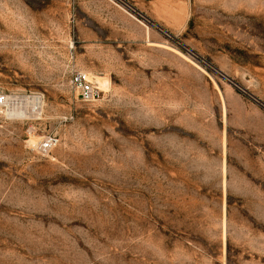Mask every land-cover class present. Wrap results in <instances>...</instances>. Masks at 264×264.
<instances>
[{"label": "rangeland", "instance_id": "374dc122", "mask_svg": "<svg viewBox=\"0 0 264 264\" xmlns=\"http://www.w3.org/2000/svg\"><path fill=\"white\" fill-rule=\"evenodd\" d=\"M0 93V264H264V0H0Z\"/></svg>", "mask_w": 264, "mask_h": 264}, {"label": "built area", "instance_id": "2783aa9c", "mask_svg": "<svg viewBox=\"0 0 264 264\" xmlns=\"http://www.w3.org/2000/svg\"><path fill=\"white\" fill-rule=\"evenodd\" d=\"M73 89L79 94L82 102L94 103L101 98V90L92 82L90 76L85 73H75L71 78ZM9 98L0 93V107H7L11 104ZM58 141L53 137H48L40 142L36 148L42 156H49L57 147Z\"/></svg>", "mask_w": 264, "mask_h": 264}, {"label": "bare ground", "instance_id": "6f19581e", "mask_svg": "<svg viewBox=\"0 0 264 264\" xmlns=\"http://www.w3.org/2000/svg\"><path fill=\"white\" fill-rule=\"evenodd\" d=\"M99 84L102 87L106 85L104 84V82L102 83L99 82ZM20 99H16L15 100L16 102L13 101L14 104L9 110L10 116L17 118H33L41 113L43 107L41 101L42 98L40 99L39 97H31V98L22 97V100Z\"/></svg>", "mask_w": 264, "mask_h": 264}]
</instances>
